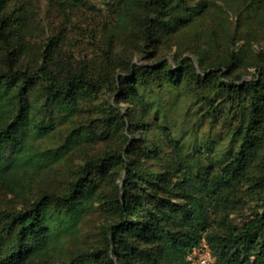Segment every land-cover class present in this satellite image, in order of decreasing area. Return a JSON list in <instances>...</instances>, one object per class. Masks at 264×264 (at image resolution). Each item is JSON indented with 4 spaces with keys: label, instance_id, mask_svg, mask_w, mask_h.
I'll return each mask as SVG.
<instances>
[{
    "label": "trees",
    "instance_id": "1",
    "mask_svg": "<svg viewBox=\"0 0 264 264\" xmlns=\"http://www.w3.org/2000/svg\"><path fill=\"white\" fill-rule=\"evenodd\" d=\"M8 1L0 0L5 59L0 68V182H9L27 167L59 162L78 141L95 139L96 131L78 124L61 144L41 143L61 122L82 111V102L102 87H112L115 102L107 105L104 120L117 119L115 125L125 130L126 140L117 153L87 159L64 190H39L24 207L0 208V264H29L47 256L57 237L76 230L105 170L118 164L123 175L115 186L113 221L103 245L62 264H86L89 257L94 264H196L191 254L202 242L213 254L209 264H264V52L257 79L231 76L240 59L230 46L212 60L202 58L200 51L190 52L197 66L190 56L177 52L171 60L164 57L148 64L123 59L116 66L108 58L107 73L95 76L85 65L75 67L58 58L59 40L47 37L41 63L31 70L21 65L28 47L25 38L18 37L28 29V13L21 7L9 9ZM49 1L64 12L79 5L78 0ZM123 1L120 12L127 10L137 20L143 45L151 44L156 51L210 9L206 0ZM257 8L259 4L250 0L243 20L256 14ZM228 37L233 44L234 34ZM188 91L193 98L182 104L186 121L195 115L200 125L209 118L210 127L184 148L181 135L172 134L165 124L168 102L159 93H173L174 107ZM121 101L131 107L119 111ZM159 118L158 134L172 141L168 154L160 139L146 137ZM218 119L224 133L214 135ZM226 135L228 142L222 146ZM245 185V194L255 199L256 208L240 225L221 232L212 229L211 213L230 209ZM153 232L158 234L155 244L142 247L141 240Z\"/></svg>",
    "mask_w": 264,
    "mask_h": 264
},
{
    "label": "rangeland",
    "instance_id": "2",
    "mask_svg": "<svg viewBox=\"0 0 264 264\" xmlns=\"http://www.w3.org/2000/svg\"><path fill=\"white\" fill-rule=\"evenodd\" d=\"M206 1L210 4L208 14L195 20L191 26L172 34L170 41L162 44L157 51L151 44L143 45L137 32V20L127 10L125 13L120 12V6L125 5L123 0H78L79 5L67 8L66 12L49 0H9L8 8L21 7L28 13L29 26L24 35H18L16 29L12 33L16 35V39L17 35L19 38H25L28 50L23 51L21 65L31 70L41 63L40 51L47 37H56L59 40L58 58L75 67L85 65L95 76L97 73H107L108 58L116 66L121 65L123 59H131L137 64H148L161 61L164 57L171 60L172 54L177 52L178 55L190 56L197 66V60L190 52L200 51L202 58L212 60L227 53L230 46L240 59L238 69L231 76L237 80L257 79L258 63H261L260 54L264 52V0H255L259 4L258 11L246 22L243 20L244 9L250 0ZM239 13L243 17H239ZM231 33L235 39L233 44L228 42V35ZM4 66L5 59L0 41V68ZM111 88L102 87L89 101L82 102V111L61 122L56 132L51 137L43 139L41 143L44 147L61 144L69 129L78 124L85 125L86 131H96V138L90 142L78 141L59 162L42 168L27 167L20 171L16 178L11 176L9 182H0V208L24 207L35 198L39 190H64L67 182L77 174L79 167L87 159L117 153L125 146L126 139L123 135L125 130L121 131L116 127L117 119L104 120L109 114L107 105H115ZM159 96L168 102L165 124L172 134L181 135L180 143H183L184 148L189 146L190 139L209 130V118L200 125H197L198 117L195 115L191 118L192 121H186L187 114L182 111V104L188 105L191 102L193 96L189 91L184 98L180 96L181 100L174 107L171 105L175 97L173 93L160 92ZM117 106L119 111L131 107L126 101H121ZM191 106L195 107L194 104ZM137 108L141 111L139 106ZM151 120L153 121L149 119V122ZM158 122L161 124L160 118L146 137L151 139L154 136L155 139H160L158 142L164 153L168 154L172 151V141L168 137L166 139L160 137L156 129ZM219 122L220 119L213 126L214 135H218L223 129ZM192 125L193 128L189 129ZM193 129L195 132L192 133ZM135 138L139 139V136ZM223 140L225 144L222 143V146L227 144L228 135ZM153 169L158 170L159 166H154ZM122 175L123 171L119 164L110 165L100 178L92 204L83 214L76 230L57 237L51 243L47 256L39 260L35 258L29 264H62L77 254H86L93 248L103 245L106 228L113 221L114 194L117 188L115 186L121 182ZM245 189L246 185L242 186L235 197L237 201L230 209L211 213V218L215 220L212 229L221 232L240 225L256 208L255 199L247 196ZM157 236V232L151 233L146 239L141 240V246L154 245ZM191 257L196 264H209L213 261L212 252L203 242L193 251ZM89 260L88 263H84L94 264L95 260L92 257H89Z\"/></svg>",
    "mask_w": 264,
    "mask_h": 264
}]
</instances>
